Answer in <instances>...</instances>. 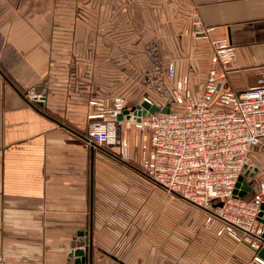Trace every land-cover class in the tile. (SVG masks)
<instances>
[{"label": "crops", "instance_id": "crops-1", "mask_svg": "<svg viewBox=\"0 0 264 264\" xmlns=\"http://www.w3.org/2000/svg\"><path fill=\"white\" fill-rule=\"evenodd\" d=\"M215 38H227L236 48L224 88L238 92L257 85L264 73V0H0V255L5 264H74L71 253L83 239H88L85 264L124 263L114 249L128 247L130 232L136 231L140 264H147L148 247L161 252L162 211L144 208L139 223L131 222V192L145 187L146 179L105 148L88 144V115L96 109L90 101L108 106L115 96L125 97L115 94L114 74L151 71L148 43L159 50L164 39L187 41L189 65L181 74L200 94ZM132 55L139 58L131 60ZM32 86L45 93L44 107L24 95ZM135 127L123 119L119 131L130 139L138 160L149 133ZM263 164L264 142L252 151L248 180L253 181V170L261 176ZM255 181L251 186L257 187ZM148 216H154L150 224ZM209 227L203 264L253 262L257 252L250 244L218 235L219 222ZM169 228L170 246L176 248L177 230L173 224Z\"/></svg>", "mask_w": 264, "mask_h": 264}, {"label": "built area", "instance_id": "built-area-1", "mask_svg": "<svg viewBox=\"0 0 264 264\" xmlns=\"http://www.w3.org/2000/svg\"><path fill=\"white\" fill-rule=\"evenodd\" d=\"M207 28L204 36H207ZM212 65L203 91L195 95L189 78H177L176 66L169 63L167 78L172 82L171 100L144 96L133 105L115 96L111 105H100L89 113L88 144L114 151L125 162L132 160L129 139L120 134L118 116L147 100L170 112L142 115L136 126L149 137L140 150L141 171L163 189L206 211L207 223L219 222V232H228L255 250L264 246V225L258 219L264 203V175L257 187L244 196L236 192L239 177L251 167L252 151L264 142V73L257 85L244 91L224 88L236 48L227 38L211 39ZM26 98L35 102L46 98L35 86L25 90ZM126 117V115L124 114ZM127 119V118H124ZM241 188L238 189L240 191ZM0 264L5 260L0 255ZM249 264H264L255 256Z\"/></svg>", "mask_w": 264, "mask_h": 264}, {"label": "rangeland", "instance_id": "rangeland-1", "mask_svg": "<svg viewBox=\"0 0 264 264\" xmlns=\"http://www.w3.org/2000/svg\"><path fill=\"white\" fill-rule=\"evenodd\" d=\"M187 45V41L180 40L178 43H175V41H172L170 39H164L162 41V49L156 50L154 42L148 43V58H150V62L152 63V66H150L151 71L143 73L135 70L133 71L132 69L130 73H115L113 78L115 94L124 95L126 98H128L130 105L136 104L145 95L150 96L154 99L162 100L164 102L171 100L172 95L170 90L172 89V82L166 76L167 66L171 62L175 63L179 71V76H177V78L188 77L186 73L181 74V70L185 71V69H187L189 65L188 56L185 53ZM176 46L183 50L178 49L177 51ZM181 51H184V54H182ZM103 58L105 59L107 57ZM137 58L139 57L134 55L130 57L131 60ZM106 74V72L100 73V75L103 76ZM101 81H103L104 84L102 82L99 83H101L103 87H107L106 81L103 79ZM143 83L146 84L145 90L142 88ZM136 92L137 95L134 96L133 94ZM135 128L140 131V133L143 132L137 126ZM123 162L125 163V161ZM126 164H130L134 169H136V172L140 176L144 177V179H146L147 181L146 186H141L140 191H135L133 193L131 192V199L129 203L132 210V224L137 223V221L139 223L140 217H138V213L139 210H142L144 208L148 210L158 209L162 211L161 214H163V221L161 223L164 227L163 248L160 252L153 246L148 247L146 251L147 264H203V241L212 234L208 230L211 224L209 225V223H207L206 211L184 200L179 195L156 186L153 181L141 171L140 156L138 160H135L133 157L132 160L126 162ZM249 169L251 168L249 167ZM252 174L250 175V179H253V181L255 179V182H257L259 177L256 175V171L253 170ZM261 175H264V171ZM246 179L248 180V175H246ZM249 181L250 180H248V182ZM253 181L251 180L249 182V185H252L251 182ZM202 212L204 213V217ZM153 218L154 216L147 217L148 224H150L149 221ZM171 224H173V232H176L177 230L178 233L176 248L170 246L171 228L169 227L171 226ZM137 226L138 224L136 225V227ZM149 229L150 231H152V233H154L155 226L153 222ZM219 229L217 231L218 235H225L237 242L245 243V241H239L228 232L224 231L220 233ZM137 235V231L130 232V245L125 248L114 249L115 252L119 251L121 253V255H117L125 261L124 263H121L119 260H114L113 263L107 260L104 262H98L97 264H140L139 248L137 247V245L135 246V239H137ZM87 244L88 239H83V247L85 249ZM98 252L99 255H105L102 249H98ZM206 254H208V250L206 251ZM160 259L162 260L160 261Z\"/></svg>", "mask_w": 264, "mask_h": 264}, {"label": "water", "instance_id": "water-1", "mask_svg": "<svg viewBox=\"0 0 264 264\" xmlns=\"http://www.w3.org/2000/svg\"><path fill=\"white\" fill-rule=\"evenodd\" d=\"M35 103L41 107H44L45 98L42 100H36ZM133 110H134L133 113L135 116L131 117L130 116V110H125L123 113H121L118 116V119L123 120L124 118H127V119L139 121L141 119L142 115H150L152 113L159 112V111L170 112L171 111V103L168 102L164 107H161L160 105H158L156 103L151 104L149 101L145 100L142 103L135 105L133 107ZM124 114L126 115V117L124 116ZM248 174H249V172L245 171V173L242 174L237 181L236 192H239L240 196L246 195L251 190L249 182L246 179V175H248ZM239 188H241L240 191H238ZM258 219L264 225V203L261 205V211L259 213ZM81 235H84V234H81ZM261 239L264 241V231L261 234ZM80 242H81V240H80ZM79 244L82 245L83 240ZM81 245H79V247L76 248L71 253V255L75 257V263L74 264H85L87 253H86L85 248L80 247ZM256 252H257V256L264 260V246H261L259 249H256Z\"/></svg>", "mask_w": 264, "mask_h": 264}, {"label": "trees", "instance_id": "trees-1", "mask_svg": "<svg viewBox=\"0 0 264 264\" xmlns=\"http://www.w3.org/2000/svg\"><path fill=\"white\" fill-rule=\"evenodd\" d=\"M104 150H106V152H108L110 155H112V156H114L116 158H119V156L114 151L108 150V149H104Z\"/></svg>", "mask_w": 264, "mask_h": 264}]
</instances>
